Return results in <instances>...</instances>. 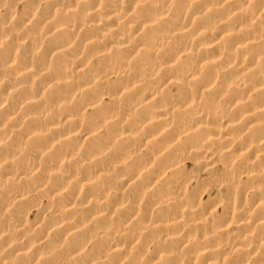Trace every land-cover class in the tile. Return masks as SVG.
Instances as JSON below:
<instances>
[{"label":"clouds","instance_id":"1","mask_svg":"<svg viewBox=\"0 0 264 264\" xmlns=\"http://www.w3.org/2000/svg\"><path fill=\"white\" fill-rule=\"evenodd\" d=\"M253 262L264 0H0V264Z\"/></svg>","mask_w":264,"mask_h":264},{"label":"bare ground","instance_id":"2","mask_svg":"<svg viewBox=\"0 0 264 264\" xmlns=\"http://www.w3.org/2000/svg\"><path fill=\"white\" fill-rule=\"evenodd\" d=\"M95 30L94 29H90V30H88V31H86L83 35H82V39H85V38H87L92 32H94ZM92 51V49L91 48H89V52H91ZM45 58H46V54L45 55H42V57H41V59H42V61H44L45 60ZM80 63V65H78L77 67H80V66H82V61L81 62H79ZM249 126H251V125H249ZM62 132H63V130H61ZM233 131H235V132H238L239 131V128H236V129H233ZM260 154L259 153H257V156H259ZM218 211H221L220 209H218ZM35 216V215H34ZM34 218V217H33ZM253 264H254V262H253Z\"/></svg>","mask_w":264,"mask_h":264},{"label":"rangeland","instance_id":"3","mask_svg":"<svg viewBox=\"0 0 264 264\" xmlns=\"http://www.w3.org/2000/svg\"><path fill=\"white\" fill-rule=\"evenodd\" d=\"M78 65H80V63H78L77 66H78ZM206 198H207V197H205V199H206ZM34 215H35V213H33V217H35ZM33 217H30V218H33Z\"/></svg>","mask_w":264,"mask_h":264}]
</instances>
